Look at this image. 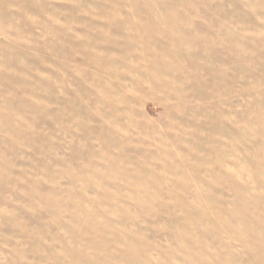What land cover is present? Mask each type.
<instances>
[{
  "label": "rangeland",
  "instance_id": "1",
  "mask_svg": "<svg viewBox=\"0 0 264 264\" xmlns=\"http://www.w3.org/2000/svg\"><path fill=\"white\" fill-rule=\"evenodd\" d=\"M0 264H264V0H0Z\"/></svg>",
  "mask_w": 264,
  "mask_h": 264
}]
</instances>
